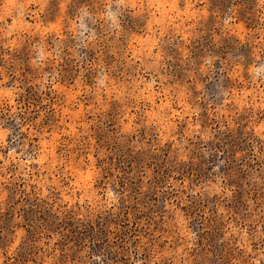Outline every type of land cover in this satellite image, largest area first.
<instances>
[{
	"label": "rangeland",
	"instance_id": "374dc122",
	"mask_svg": "<svg viewBox=\"0 0 264 264\" xmlns=\"http://www.w3.org/2000/svg\"><path fill=\"white\" fill-rule=\"evenodd\" d=\"M0 264H264V0H0Z\"/></svg>",
	"mask_w": 264,
	"mask_h": 264
}]
</instances>
